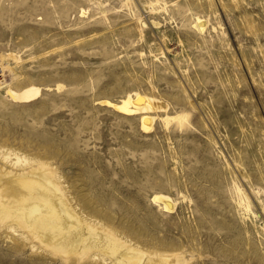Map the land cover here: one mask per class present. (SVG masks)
<instances>
[{
    "label": "rangeland",
    "instance_id": "1",
    "mask_svg": "<svg viewBox=\"0 0 264 264\" xmlns=\"http://www.w3.org/2000/svg\"><path fill=\"white\" fill-rule=\"evenodd\" d=\"M27 87L39 95L13 99ZM135 93L165 106L148 131L118 108ZM8 153L50 168L80 218L145 259L264 264V0H0ZM34 240L0 225V264H111Z\"/></svg>",
    "mask_w": 264,
    "mask_h": 264
},
{
    "label": "bare ground",
    "instance_id": "2",
    "mask_svg": "<svg viewBox=\"0 0 264 264\" xmlns=\"http://www.w3.org/2000/svg\"><path fill=\"white\" fill-rule=\"evenodd\" d=\"M196 22L199 29L204 28L203 20L197 17ZM39 92V88L27 87L11 91V95L16 101L27 102ZM130 104H133V111L143 113L140 122L146 131L152 128L154 120L148 112L165 108L156 99L138 93L132 98L128 96L118 108L130 111ZM184 118L177 114L166 116L163 121L168 124ZM152 201L165 211L174 209L175 203L165 194H155ZM243 206L246 209L247 203ZM0 225L10 231L22 229L26 236L64 259L90 254L101 256L102 260L107 258L111 264H178L175 255L147 254L145 259L140 250L80 218L68 204L51 169L16 154L12 158L9 153L0 157Z\"/></svg>",
    "mask_w": 264,
    "mask_h": 264
}]
</instances>
